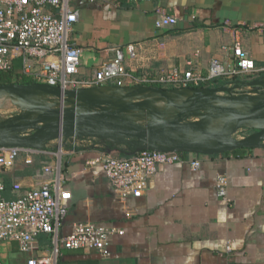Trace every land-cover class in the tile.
Wrapping results in <instances>:
<instances>
[{"label": "crops", "instance_id": "1", "mask_svg": "<svg viewBox=\"0 0 264 264\" xmlns=\"http://www.w3.org/2000/svg\"><path fill=\"white\" fill-rule=\"evenodd\" d=\"M75 5L81 17L71 43L83 48L79 78H90L95 67L114 57L115 48L129 43L138 45L145 61L144 68L127 62L131 73L150 69L156 77L176 67L206 78L214 57L230 69L237 67L230 49L236 37L256 67H264V0H96ZM163 12L175 15L177 24L157 28L155 20ZM15 69L21 73L18 63ZM263 75L224 77L228 84ZM125 146L96 137H66L62 143L54 139L22 151L13 165L0 170L3 193L13 199L57 175L45 165H60L70 193L60 240L76 222L124 231L114 236L109 257L95 249H68L60 242L56 264H264V148H242L241 155L234 150L199 154L202 165L197 170L186 153L183 162L159 165L141 197L124 198L100 164L91 162L105 154L117 156ZM220 173L229 180L228 199L217 192ZM53 248L46 233L39 234L28 251L16 241L0 242V264L3 259L28 264Z\"/></svg>", "mask_w": 264, "mask_h": 264}, {"label": "built area", "instance_id": "2", "mask_svg": "<svg viewBox=\"0 0 264 264\" xmlns=\"http://www.w3.org/2000/svg\"><path fill=\"white\" fill-rule=\"evenodd\" d=\"M83 1L93 3L96 0H0V70L12 71L18 63L21 73L34 82L61 90L105 85L125 77L188 87L204 79L233 77L238 73L264 74V67H256L254 58L241 39L236 37L230 49L237 67L230 69L214 57L206 78L192 71L181 72L176 67L154 78L135 77L134 73L127 70V62L135 68H144L145 61L138 45L134 43L115 48L114 57L95 67L90 78H79L77 74L83 48L71 43V33L81 17V9L75 3ZM177 22L175 15L163 12L155 20V26L166 29ZM31 149L34 148L0 146V170L13 165L22 151ZM185 154L143 149L124 157L105 154L91 163L100 164L122 197H141L149 178L156 173L159 165L183 162L186 160ZM187 154L190 155L188 161L191 168L199 169L201 159L197 154ZM44 169L55 170L57 175L17 198L5 197V185L0 181V242L16 241L22 251H28L39 234H50L54 243L52 252L29 259L28 264H56L60 255V242L68 249H95L103 257H109L112 240L115 235L124 233L122 229L76 222L71 232L60 240L61 227L67 215L65 200L70 193L64 188L59 164H47ZM228 187L227 175L218 174L216 188L223 199H228ZM19 188L20 185L16 184L15 189ZM227 250H232L230 243Z\"/></svg>", "mask_w": 264, "mask_h": 264}, {"label": "water", "instance_id": "3", "mask_svg": "<svg viewBox=\"0 0 264 264\" xmlns=\"http://www.w3.org/2000/svg\"><path fill=\"white\" fill-rule=\"evenodd\" d=\"M264 85V76L250 81H238L235 86L229 87L227 84L219 87H201V88H171L165 89L162 87L140 85L136 87H148L155 90H184L190 89L198 93L199 98L191 99L190 101L174 103L173 113L165 121H151L135 126H116L111 125L106 121L107 117L114 116L112 110H91L88 112L77 113L60 107L51 109L50 107H40V112H36L31 117L30 121L23 126H12L11 124H0V146L2 147H23V148H40L44 143L53 139H59L61 142L66 137L83 136L96 137L100 139H108L113 144H124L130 146L133 150L127 152L129 154L143 149L161 150V151H177L182 153L194 154H218L233 151L240 148H264V92L257 94H241L234 95L232 91L235 87L242 86H260ZM102 86H117V85H100L95 88H78L72 90H61L59 87H53L47 84L31 83V84H0V91L10 89L13 92H19L22 88L40 89L47 95H54L64 99L66 95L78 96L83 90L97 89ZM257 90V88H256ZM227 91L230 95L220 96L218 92ZM81 96V95H80ZM240 100L245 105V109L238 116L228 114L224 106L216 105L215 101ZM87 101V100H86ZM88 102V101H87ZM86 102V103H87ZM257 105L254 106L253 103ZM128 106L132 109H137L144 114H148L150 109L141 108L140 103H130ZM263 106V108H261ZM37 108V107H36ZM203 109L204 112L198 114V109ZM227 115L231 129L225 137L218 136L214 131L204 129L201 124L206 123L207 119L213 114ZM219 114V115H220ZM208 118H205L206 116ZM193 116H201L204 121L191 120ZM247 120L248 125H254L256 132L249 137L241 140L232 139L233 132L237 128V122ZM37 123H42L36 127ZM237 123V124H236ZM263 123V125H259ZM29 128H36V131L27 136L20 135L19 132ZM189 133L197 142L180 143L178 139L183 133ZM208 139V142L204 140Z\"/></svg>", "mask_w": 264, "mask_h": 264}, {"label": "rangeland", "instance_id": "4", "mask_svg": "<svg viewBox=\"0 0 264 264\" xmlns=\"http://www.w3.org/2000/svg\"><path fill=\"white\" fill-rule=\"evenodd\" d=\"M264 76V75H263ZM118 84V86H122V87H136V86H140L141 85V79H133L130 80L129 78H121L118 80H115ZM246 81H249L248 79ZM107 85V84H105ZM229 87H233L236 85V83H228L227 84ZM98 86H91V87H86V88H95ZM104 87V86H103ZM109 87V86H106ZM85 88V87H84ZM257 88V90H256ZM99 89V88H97ZM95 90V89H92ZM169 91V90H166ZM259 92H264V85H260V86H242V87H235V90L232 91V93L234 95H241V94H257ZM106 99H101L99 101H95L92 103H88L85 100L80 102L79 100H75V99H71L68 98L65 100H60V97H52V98H38L36 100H31V101H27V106L28 109H26L24 106L23 108H21L18 102L14 107H10L4 110L0 111V124H11L12 126H23L25 124H27L28 121H30V117L28 116V113L31 115V117H33L32 113L35 112H31L32 110L30 109H38L37 113L40 112L41 110H39L40 107H43V110L45 108L50 107L51 109H57L60 107V102L62 103V110L67 108V107H76L78 104V106L74 109H67L70 111H74V112H88L91 110H112L114 111V116L112 117H107L106 121L110 124L116 125V126H126V125H138V124H142V123H149L153 120L155 121H165L169 116L172 115L173 113V105H165L163 106L162 103L168 101L167 98H145V97H130V96H126V94H122V95H112V94H105ZM217 95L220 96H227L230 95L227 91H221L218 92ZM149 99H156L154 102L149 100ZM80 102V103H79ZM87 102V103H86ZM120 102H124L126 104H130V103H140L142 105L141 108H146V109H150V110H155V109H161V111L159 113H150L147 117H144L140 115V113H142L141 111L137 110V109H132V111H125V109L120 106L117 105L120 104ZM156 103V104H155ZM211 103H215L216 105L219 106H224L226 108V110H229L232 114V116H238L239 114H234V111L236 109L241 108L242 110L245 109V105L243 104L242 101L240 100H227V101H215V102H211ZM29 106L31 107L29 109ZM37 107V108H36ZM235 109V110H234ZM7 110V111H6ZM11 110V111H9ZM13 110V111H12ZM233 111V112H232ZM42 112V111H41ZM204 110L203 109H198L197 113H203ZM36 113V115H37ZM218 114H213L211 117H209L208 115L205 118H208L207 120V124H201V126L204 129L207 130H212L216 127H218L219 125H222L224 123L229 122L227 119V116L224 117L223 119H221V117L217 116ZM191 120H198L203 122L204 118H202L201 116H193L192 118L190 117ZM42 123H37L36 127L41 126ZM258 128H256L254 125H244L241 126L239 128L236 129L235 132H233L232 134V139H237V140H241V139H245L247 137H249L251 134H253L254 132H256ZM36 131V128H29L26 129L25 131H21L19 132L20 135L23 136H27V135H31ZM230 129H223L218 136L220 137H225L228 133H229ZM182 136V135H181ZM179 137V136H178ZM191 139H194V137L191 136ZM54 140V139H53ZM59 140V139H58ZM48 142V141H47ZM60 142V140H59ZM45 144V143H44ZM44 144L42 146H44ZM117 144V143H116ZM119 145H124V144H120ZM117 144V145H118ZM41 146V147H42ZM40 147V148H41ZM4 264H13V262L11 261H7L3 259Z\"/></svg>", "mask_w": 264, "mask_h": 264}, {"label": "bare ground", "instance_id": "5", "mask_svg": "<svg viewBox=\"0 0 264 264\" xmlns=\"http://www.w3.org/2000/svg\"><path fill=\"white\" fill-rule=\"evenodd\" d=\"M105 94H112V95H122V94H126V96H130V97H145V98H167L168 101L163 102L162 105H172L174 103H183L186 101H190L191 99L194 98H199L198 93H196V91L194 90H190V89H184V90H169V91H162V90H155V89H151L148 87H122V86H102L99 89H95V90H83V92L81 94H79L78 96H74V95H66L64 97L63 100L68 98L71 99H75L76 101L80 99V102L83 100H87L88 103H92L95 101H99V100H103L106 99ZM81 95V96H80ZM54 97V95H47L46 93H44L42 90L40 89H27V88H22L18 93L17 92H13L10 89H3L0 91V111L10 108V107H14L17 102L21 108H23V106L28 109V104L27 101H31V100H36L38 98H52ZM56 97V96H55ZM151 101H155L154 99H149ZM79 102V103H80ZM16 103V104H15ZM156 104V103H155ZM79 105V104H78ZM77 105V106H78ZM117 105L122 106L125 111H132L131 108H129L128 105L124 102H120V104L117 103ZM254 106L257 105L256 103H253ZM76 106V107H77ZM76 107H67L65 108V110L67 109H74ZM31 107L29 106V109ZM261 108H263V106H261ZM32 110L31 112H37L38 109H30ZM235 110V109H234ZM7 111V110H6ZM11 111V110H9ZM13 111V110H12ZM161 111V109H155V110H150V112L146 115L143 112L140 113L141 117H147L150 113L154 112V113H159ZM243 111L241 108L236 109L234 111V114H240V112ZM228 114H232L229 110H227ZM233 112V111H232ZM35 113H32L33 115ZM79 113V112H77ZM218 114V113H217ZM220 114V113H219ZM217 115L219 117H221V119H223L224 117H226L227 115ZM238 123V124H237ZM237 126L240 125H247L249 124V122L247 120H241L239 122H237ZM110 124V123H109ZM113 125V124H111ZM259 125H263V123H260ZM126 126H130V125H126ZM124 126V127H126ZM131 126H135V125H131ZM223 129H231V124H229V122L224 123L222 125H219L218 127L212 129V131H214L217 135L223 130ZM174 138L178 139L180 143H191V144H195L197 142V140L191 139V135L189 133H183L182 136L180 137H176L175 135H173ZM205 142H208V139L204 140Z\"/></svg>", "mask_w": 264, "mask_h": 264}, {"label": "trees", "instance_id": "6", "mask_svg": "<svg viewBox=\"0 0 264 264\" xmlns=\"http://www.w3.org/2000/svg\"><path fill=\"white\" fill-rule=\"evenodd\" d=\"M155 71L150 70V69H135L133 71L135 77H144L147 76V78H154L156 73H154ZM228 82L227 78L225 77H219V78H215V79H210L208 81H204L201 82L199 84H194L191 83L190 85H188V87L191 88H201V87H219L221 85H224ZM10 83H19V84H31L34 83V80L22 73H20L19 71H17L15 68L12 71H2L0 70V84H10ZM141 85H146V86H155V87H162L165 89H171V88H183V86L177 87L175 85H162V83L159 82H153V81H141L140 82ZM107 84L109 85H118L119 83H117L116 81H110ZM124 147V146H123ZM119 148V146H118ZM125 148H129L132 149L129 146H125ZM124 150H120L119 153H117V156H128V154L126 153ZM133 150V149H132ZM243 149H236L234 150V153L237 155H241L240 152Z\"/></svg>", "mask_w": 264, "mask_h": 264}]
</instances>
